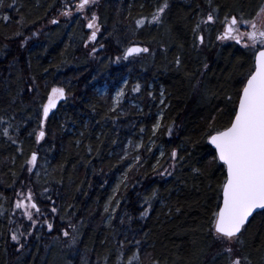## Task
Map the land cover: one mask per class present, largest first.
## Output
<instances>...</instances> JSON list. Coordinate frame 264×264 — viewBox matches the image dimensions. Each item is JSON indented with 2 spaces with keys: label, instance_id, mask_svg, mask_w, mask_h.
Masks as SVG:
<instances>
[{
  "label": "trees",
  "instance_id": "1",
  "mask_svg": "<svg viewBox=\"0 0 264 264\" xmlns=\"http://www.w3.org/2000/svg\"><path fill=\"white\" fill-rule=\"evenodd\" d=\"M75 2L3 0L0 6V264H128L137 240L139 264H224L225 258L216 255L219 245L208 235L223 169L210 163L214 150L205 132L213 117L217 127L228 121L261 45L246 48L217 41L216 35L226 14L243 12L244 19L253 20L264 0H211V8L208 0H168L162 24L146 22L139 28L136 20H150L164 0H100L98 41L107 50L96 59L85 50L87 32L80 16L49 25L65 4ZM212 9H218L217 21L204 31L205 45L193 48L192 28ZM130 41L149 47L154 55L113 61L109 50L117 48L120 54ZM177 54L181 71L175 66ZM185 72L201 77L199 89L192 88L195 80ZM124 76L125 99L114 106L110 93ZM33 79L35 90L29 92ZM103 83L110 87L99 94L96 85ZM137 83L141 90L134 93ZM53 87L64 88L66 95L49 113L46 135L37 143L40 105ZM174 148L185 157L175 168ZM33 152L41 171L29 180L41 215L35 226L28 225L31 234L14 244L13 201L16 188L26 184L25 166ZM193 167L203 174L193 173ZM165 169L173 175H160ZM154 190L158 194L149 207L145 197ZM47 207L58 211L49 213ZM145 209L148 214L141 217ZM44 219L53 224L51 231L43 226ZM63 230L70 235L63 236ZM254 237L251 259L260 264L264 210L250 219L243 251Z\"/></svg>",
  "mask_w": 264,
  "mask_h": 264
},
{
  "label": "snow or ice",
  "instance_id": "2",
  "mask_svg": "<svg viewBox=\"0 0 264 264\" xmlns=\"http://www.w3.org/2000/svg\"><path fill=\"white\" fill-rule=\"evenodd\" d=\"M209 7L211 8V0H208ZM96 0H79L75 5L76 9L83 12L88 6L95 4ZM3 5V0H0V6ZM12 7V5H9ZM169 8L168 0H164L156 10L153 12L151 19L147 20L141 18L136 20L137 28L148 24L160 25L163 23V14ZM218 9H212L208 11L206 15L201 16L199 21L192 28V47L201 48L205 45L204 31L210 26L214 25L217 21ZM63 16L72 15L71 9L66 7L61 13ZM3 19L7 22L9 17L5 15ZM21 17V21H22ZM98 17L95 13L88 19L86 27L91 29V35L88 37V41H95L97 33L100 30V25L97 23ZM58 21L53 19L51 23L55 24ZM222 31L216 36L217 41L234 40L237 44H240L245 38L250 43H245L244 47H255L257 44L261 45V49L255 55V70L251 71L245 80L242 81V87L238 90L237 101L229 109V119L221 127L215 125V117L208 123L205 135L207 136V142L214 149V155L211 158L210 163H219L223 169V180L217 186V203L211 210L209 217L208 235L212 238L213 242L220 247V251L216 253L217 256H223L225 258L224 264H253L251 259L253 247L256 245L255 237L248 244V251L242 250L245 245L244 237L247 227L250 223V217L253 216L254 210H264V9L260 14V24L254 20L244 19L243 12L237 15H225L224 20L221 22ZM249 27L250 31L241 32L240 27ZM15 35H20L19 32ZM35 35V33H33ZM27 39V38H25ZM88 41H85V46H88ZM23 46V43L21 44ZM103 47V45H101ZM183 48V45H180ZM166 50V49H165ZM96 48L92 49L95 53ZM141 53L153 54L154 52L149 47H141L133 44L129 46L123 52V59L127 60L130 56L138 55ZM121 57H117L119 61ZM175 66L177 71H181L183 68L182 58L179 54L175 57ZM205 69L207 64L203 66ZM185 77L188 80H195L191 86L193 89H199L200 80L203 76L201 71V77H196L194 72H185ZM127 84V81H125ZM35 80L33 79L32 85L27 87V91L32 92L34 89ZM141 85L137 83L132 91L139 93ZM65 89L62 87H53L47 95L46 102L40 105V120L39 131L35 133L36 142L39 143L46 135L45 123L49 117V113L56 107L58 100L65 98ZM124 95L123 89L118 91L115 95L114 102H119L120 98ZM152 96V92L148 93ZM164 91L161 90V97L163 98ZM229 101L232 97L227 98ZM163 103V99L161 100ZM112 111L115 108L111 109ZM221 111H224L223 109ZM3 117H0V121ZM160 127V121L158 120L153 127V132ZM143 131V130H142ZM171 127L169 128V135L171 134ZM3 135L8 136V128L3 129ZM15 142V141H13ZM79 143V141L77 142ZM115 143V141H113ZM137 148L141 145H137ZM89 151L91 148L89 147ZM151 151V149H149ZM127 155V153H125ZM163 151L161 156H163ZM136 161L140 160L139 156H136ZM185 160L184 156L179 155V150L174 148L171 151V167L175 168L182 161ZM37 162V154L32 153L31 157L27 160L29 165L28 171H32V166ZM132 165H129L131 168ZM157 165H153L155 171ZM193 173L202 175L200 168L193 167ZM160 175H173V172L165 169ZM127 176L125 174V180ZM123 182V181H122ZM119 185H117V188ZM47 192V189H45ZM158 192L154 190L151 196L145 197V202L151 207V199L156 197ZM18 199L14 204V209L21 210L23 217L31 222L33 226L38 223V220L34 218V212L36 216L41 215V208L35 202L34 194L29 189L27 195L18 192ZM111 200V198H110ZM119 201H117V204ZM71 207V206H69ZM105 212H108V206H105ZM58 210L56 207H52L51 212L56 213ZM112 211H115L113 209ZM180 211L179 208L176 209ZM148 214V209L141 212V217ZM129 219H131L129 217ZM111 217H109V221ZM44 223L47 225L49 231L53 229V224L44 219ZM69 228L75 231V225L69 223ZM31 233H29L30 235ZM70 235L68 230H63V236L68 237ZM21 236L24 233L18 231H12L11 240L20 244ZM26 238V237H25ZM72 242L75 243V237ZM137 246V252L133 253L130 257L128 264H132L133 260H136L139 264V246L141 241H135ZM21 248L23 245H20ZM123 246V243L121 244ZM257 250L264 252V240L261 241ZM151 255L150 253L148 254ZM215 259V257H214ZM151 264H159L158 260H152ZM260 264H264V255H261Z\"/></svg>",
  "mask_w": 264,
  "mask_h": 264
},
{
  "label": "rangeland",
  "instance_id": "3",
  "mask_svg": "<svg viewBox=\"0 0 264 264\" xmlns=\"http://www.w3.org/2000/svg\"><path fill=\"white\" fill-rule=\"evenodd\" d=\"M79 2V0H76V2L75 3H72V5H67V4H65V6L62 8V9H60V12L58 13V15H56V16H54V17H51V19H50V21H49V25H51V24H53V23H51V21L53 20V19H56L57 21L58 20H60V19H66V18H68V17H70V16H72V15H78V16H80V18L82 19V21H83V23H84V26H85V30H86V32H87V35H86V40L85 41H88V37L91 35V29H88L87 27H86V25H87V22H88V19L91 17V15L93 14V13H95L96 14V16H97V12H98V9H99V3H100V0H96V3L95 4H92V5H90V6H88L83 12H80V11H78L77 9H76V7H75V5L77 4ZM66 7H68V8H72L71 9V12H72V15H70V16H63V15H61L60 13L63 11V10H65V8ZM262 11V10H261ZM261 11H260V13H258V15H257V17L256 18H254L253 20L258 24V26H259V24H260V14H261ZM207 14V13H206ZM205 14V15H206ZM98 17V16H97ZM97 23H98V20H97ZM56 24V23H55ZM222 31V28L220 29V32ZM240 31L241 32H245V31H250V28L249 27H245V26H241L240 27ZM100 34H101V31L99 30V32L97 33V38H96V40L95 41H88V46L86 47L85 46V44H84V47H85V50H87V52H88V55H89V57L91 58V59H96V58H98L99 57V55H100V53L101 52H104V51H106L107 49H105L104 47H101V45H103V43L101 42V43H99V41H98V38H99V36H100ZM218 34V33H217ZM98 41V42H97ZM227 41H234V40H224V41H221V42H227ZM134 42H132V41H130V42H128L123 48H122V50H121V52H120V54L118 53V50H116L117 48H115V50H114V48H112L111 50H109L110 51V53L109 54H111V57H112V60L113 61H115V62H119V63H121V62H123V60H125V59H123V52H124V50L126 49V47H128L129 45H131V44H133ZM242 44H245V43H250V42H248L247 41V39L245 38L244 40H242V42H241ZM240 43V44H241ZM116 46H118L117 44H116ZM258 46H260L259 44H257L256 45V47H258ZM119 47V46H118ZM93 48H96L97 49V51L95 52V53H93L92 52V49ZM136 56V55H135ZM117 57H121V59L119 60V61H117ZM134 57V56H133ZM125 81H128V77L127 76H124L123 78H121V80H119V81H115L116 82V85L114 86V88H113V91L110 93V96H111V98L113 99L114 97H115V95H116V93L118 92V91H120L121 89H123V92H124V95L120 98V100H119V102L117 103V102H114V99H113V105L114 106H116V105H118L120 102H122L124 99H125V92H126V85L127 84H125ZM108 87H110V85L109 84H107V83H103V84H98V85H96V91L99 93V94H105L106 93V91H107V89H108ZM46 100H47V98H46ZM131 102L132 103H136V101H134V100H131ZM56 107H57V104H56ZM161 152L162 151H160V160H163V156H161ZM31 155L32 154H30V157H31ZM25 170H26V172H27V176H26V184H25V182H23L21 185H19L17 188H16V190H17V193L18 192H20V193H23L24 195H27V193H28V191H29V189H31V191L33 192V188H32V183L33 182H31L29 179H32L31 178V176H33V173L34 174H37L39 171H41V166H40V163H39V161H38V158H37V162H36V164L34 165V166H32V171L31 172H29L28 171V168H29V165L28 164H26V166H25ZM36 176V175H35ZM31 183V184H30ZM119 184H120V181H119ZM17 193H16V197H15V199H14V201H13V211H12V221H11V227H12V229H11V233H12V231H18V232H22V233H24V236H21V240H20V242H22L24 239H25V237L27 236V233H29L28 232V229L30 228V227H33V225L31 224V222L30 221H28L25 217H23V215H22V212H21V210H18V209H14V204H15V202H16V200L18 199V197H17ZM36 202V201H35ZM37 203V202H36ZM38 204V203H37ZM39 206V205H38ZM47 209H48V211H49V213H52L51 212V207H47ZM47 209H46V211H47ZM47 211V212H48ZM53 215V214H52ZM34 218H36L37 220H39V216H36L35 215V212H34ZM28 225H29V228H28ZM43 226H46V224L43 222ZM11 242H13L14 244H17L16 242H14V241H12L11 240Z\"/></svg>",
  "mask_w": 264,
  "mask_h": 264
},
{
  "label": "water",
  "instance_id": "4",
  "mask_svg": "<svg viewBox=\"0 0 264 264\" xmlns=\"http://www.w3.org/2000/svg\"><path fill=\"white\" fill-rule=\"evenodd\" d=\"M133 44H136V45H139V46H141V47H143L141 44H138V43H133ZM133 44H131V45H129V46H132ZM128 46V47H129ZM127 47V48H128ZM126 48V49H127ZM125 49V50H126ZM261 49V48H260ZM260 49H258L257 51H256V53L260 50ZM124 50V51H125ZM256 53H255V55H256ZM255 55H254V60H253V65H254V68H253V70L252 71H254L255 70ZM133 56H135V55H133ZM131 57V56H130ZM62 100V99H61ZM60 100H58L57 102H56V104L59 102ZM210 147L212 148V146L210 145ZM213 149V148H212ZM214 150V149H213ZM260 211H262L261 209H256V210H254V213H253V215L255 214V213H257V212H260ZM252 217H250L249 219H251Z\"/></svg>",
  "mask_w": 264,
  "mask_h": 264
},
{
  "label": "bare ground",
  "instance_id": "5",
  "mask_svg": "<svg viewBox=\"0 0 264 264\" xmlns=\"http://www.w3.org/2000/svg\"><path fill=\"white\" fill-rule=\"evenodd\" d=\"M217 36V35H216Z\"/></svg>",
  "mask_w": 264,
  "mask_h": 264
}]
</instances>
